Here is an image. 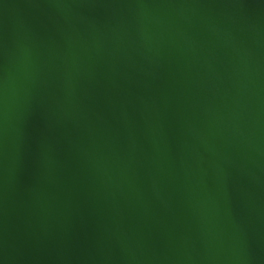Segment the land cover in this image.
<instances>
[{"label": "water", "instance_id": "1", "mask_svg": "<svg viewBox=\"0 0 264 264\" xmlns=\"http://www.w3.org/2000/svg\"><path fill=\"white\" fill-rule=\"evenodd\" d=\"M261 9L0 0L6 118L38 98L29 135L53 146L36 191L5 157L0 264H264ZM69 60L83 80L61 103Z\"/></svg>", "mask_w": 264, "mask_h": 264}, {"label": "snow or ice", "instance_id": "2", "mask_svg": "<svg viewBox=\"0 0 264 264\" xmlns=\"http://www.w3.org/2000/svg\"><path fill=\"white\" fill-rule=\"evenodd\" d=\"M64 2L71 3L73 0H64ZM112 2L121 3L122 0H112ZM193 2L219 10L223 5H245L246 0H135V3L140 7L147 9ZM243 14L249 23H254L257 20V14L247 7H244ZM258 18L261 29L264 31V9L260 10ZM246 34V31H242L240 38L244 39ZM2 48L3 42L0 40V49ZM261 49L264 53V40H262ZM259 78L262 87H264V60L261 62ZM82 80V64L78 60L59 62L50 73L53 93L61 103L65 98H70L73 101L78 98ZM40 110L39 99H33L27 106L23 119L12 125L6 118L5 101L0 95V174L3 172L5 157L11 154L14 156L12 184L18 190H38L41 176L46 168L51 167L53 146L49 138L50 133L46 132L32 140L28 130L29 123L35 115L39 114ZM155 247L158 252L164 251L162 245L157 244Z\"/></svg>", "mask_w": 264, "mask_h": 264}]
</instances>
